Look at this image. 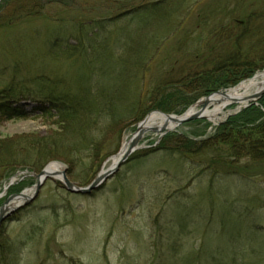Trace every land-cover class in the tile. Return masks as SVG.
<instances>
[{"label": "rangeland", "instance_id": "obj_1", "mask_svg": "<svg viewBox=\"0 0 264 264\" xmlns=\"http://www.w3.org/2000/svg\"><path fill=\"white\" fill-rule=\"evenodd\" d=\"M145 1L0 0V93L11 96L0 112V142L56 132L57 116L38 110L51 105L48 98L97 87L94 102L107 106L87 130L94 156L42 164L34 147L10 159L33 160L38 168H16L0 182V207L30 188L27 198L34 196L1 221L0 264H264V161L236 157L213 137L221 123L262 95L240 106L229 102L214 120L201 117L162 136L145 132L90 195L67 191L58 173L42 175L35 193L38 174L56 163L73 184L88 185L139 121L161 111L156 102L164 100L170 111L162 112L179 116L264 70V0L173 2L169 25L155 34L153 12L134 11ZM220 20L222 33L248 37L252 48L241 51L257 68L205 95L198 88L201 77L193 75L227 78L216 57L229 48L234 52L230 40H211L207 33ZM77 35L85 38L84 46L71 50L67 46ZM12 107L19 115H11ZM166 133L193 143L174 136L160 143Z\"/></svg>", "mask_w": 264, "mask_h": 264}, {"label": "trees", "instance_id": "obj_2", "mask_svg": "<svg viewBox=\"0 0 264 264\" xmlns=\"http://www.w3.org/2000/svg\"><path fill=\"white\" fill-rule=\"evenodd\" d=\"M184 1L185 0H146L137 8H134V11L141 8L142 11L151 10L153 12L155 22L152 33L155 34L159 29H162L165 24L169 25L170 23L169 17H171L173 13V6L170 3L175 2L177 4ZM199 1L202 0H192L190 4H197ZM210 13L212 14V12ZM209 14H207V16ZM224 19H227V16H225ZM224 23H226V21ZM219 25L218 27L210 28L207 33L210 34L211 40L214 39V37L216 38L217 35L220 36L221 40H230L229 43L234 45V52L229 48L228 53L225 55L219 54L216 57V63L219 61L218 64H222L227 68V78L226 75L214 76L210 75V73L206 74V72L195 73L193 75V78L200 79L201 77L203 85H200L198 88L201 89V94L205 95L213 92V90L218 87H226L228 84H235L238 80L252 74L254 69L257 68L255 65L252 66L250 62L248 63V53L243 50L241 51V48H252L248 37L245 39V37L241 35V32L238 33L237 31L233 33V36H228L226 33H222L226 30L222 29L224 28L223 20L219 21ZM217 30L219 31L216 32ZM80 35L74 37L76 41L75 44H69L67 47H71L70 49L72 50L78 46H84L82 43L85 42V38H82ZM260 40L263 39L260 38ZM194 47L195 45L192 44L191 49ZM194 50V55H199L201 50H198L197 47H195ZM142 67L143 64L141 63L140 68ZM96 91L98 92L97 94L100 93L97 87H88L84 91H82V89L80 90V96L75 95L73 97V93L62 99L59 97L48 98L47 101L51 103L48 108L38 107V110L42 112V114L57 116L56 125H58V129L56 132L48 136L46 135L47 137H41L35 140L28 139L22 135L14 141L5 140L0 142V155L4 157L0 159V182L10 176L12 171L16 168H38L36 165L38 162H34L33 160H10L12 158L17 159L19 151L33 150L35 147L34 149L38 150V156L42 164L57 158L65 160L68 164H73L79 163L82 160L81 158L94 156L93 150H95L96 147L91 140V136L89 137L87 134V130H91L96 126L100 118H97V116L103 113L107 108V106L101 108L100 103L94 102L93 95ZM105 91H107V89H105ZM7 94L9 95V93H0L1 113L7 108L6 102L11 97ZM84 96L87 97L85 98ZM257 102L258 103H250L238 113L228 117L217 127L213 137L216 139L217 143L227 145L228 150L230 149V152L236 157L246 156L253 161H264V112L262 110V108H264V94L257 99ZM155 107L164 112L169 110L164 100L156 102ZM11 113V115H19L16 109L12 110ZM242 132L246 133L243 134ZM172 136H174L175 140L178 139L180 142H183V144L193 143L192 140L185 139V136L181 137L175 133H166L160 143ZM83 142H88V145L84 148L78 147V145L81 146ZM87 180H89V178Z\"/></svg>", "mask_w": 264, "mask_h": 264}, {"label": "bare ground", "instance_id": "obj_3", "mask_svg": "<svg viewBox=\"0 0 264 264\" xmlns=\"http://www.w3.org/2000/svg\"><path fill=\"white\" fill-rule=\"evenodd\" d=\"M264 89V70L258 72L254 75L253 78L249 80H245L244 82L240 83L237 87L232 88L225 93H215L211 95L207 101L208 105H213V109H202L203 117H206L209 120H214L217 113L229 102H235L236 104H245L249 100H251L252 95L260 90ZM200 104V103H199ZM240 106V105H239ZM238 106V107H239ZM9 109V108H8ZM11 110L18 109L16 107L10 108ZM201 109V108H200ZM197 109V110H200ZM195 107H191L185 115H188L192 112L197 111ZM143 122L141 123L140 127L143 129H147L150 127H155L157 129L164 128L165 131H169L174 129L177 126L176 117L168 118L165 115H162L158 112H150L144 116ZM141 120V121H142ZM139 121V122H141ZM130 147L129 139L125 140L120 148V150L113 156L110 157L109 165L103 167L100 171V174H104L105 170L111 168L120 157L125 153V151ZM61 166L59 164H51L45 168V173H58V177L61 175ZM44 176V175H43ZM42 179V176L41 178ZM31 188L24 190L21 197H17L14 202H10L6 204L10 209H15L18 205L21 204L22 200L30 196Z\"/></svg>", "mask_w": 264, "mask_h": 264}, {"label": "water", "instance_id": "obj_4", "mask_svg": "<svg viewBox=\"0 0 264 264\" xmlns=\"http://www.w3.org/2000/svg\"><path fill=\"white\" fill-rule=\"evenodd\" d=\"M222 92L223 91H217L215 93H222ZM262 94H264V89L253 94L251 99L259 98ZM209 97L210 96L204 98L203 105H202V108L200 110L192 112L188 115L182 114L179 116H175V115L164 113V112L159 111V110H154V111L158 112L162 115H165L168 118L176 117V119H175L176 123H177V125H179V124L189 122V121L203 117L202 109L207 104ZM142 122H143V120L138 123L136 130L134 131L133 135L129 139L130 147L125 151V153L122 155V157H120L118 159V161L111 168H109L107 171H105L104 174L103 173L97 174L95 176V178H93L92 181L88 185H86L85 187H80V186L73 184L71 181L68 180V178L65 176V174L63 172H61V175L63 178V185H64L65 189L69 192H72V193L90 195L93 191L98 190L104 184V182L108 178H110L118 170V168L128 159L129 155L138 147V143L141 140V138L145 132H147V131L159 132L161 136L165 132L164 128L157 129L155 127H150L147 129H143L142 127H140ZM44 174H48V173H45V170H42L40 172V174H38V176H37L38 181L36 184L35 193L37 192L39 186L41 185L40 178ZM11 197L14 198V197H16V195H13ZM17 197H19V196H17ZM33 197L34 196L26 198V202L33 199ZM18 207H20V206H18ZM18 207H16L15 209H10L8 212H6L7 211L6 205L3 204V206L0 207V223L3 219H5L6 216L8 217L10 214L15 212Z\"/></svg>", "mask_w": 264, "mask_h": 264}]
</instances>
